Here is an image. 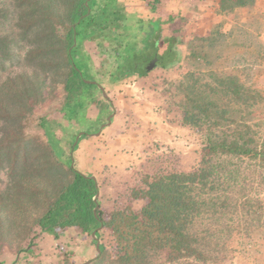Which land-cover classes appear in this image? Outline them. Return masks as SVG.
<instances>
[{
	"label": "trees",
	"instance_id": "obj_1",
	"mask_svg": "<svg viewBox=\"0 0 264 264\" xmlns=\"http://www.w3.org/2000/svg\"><path fill=\"white\" fill-rule=\"evenodd\" d=\"M16 1L0 6V74L7 62L13 69L21 60L30 71L0 77V172L8 171L11 192H45L32 178L71 179L57 185L52 202L34 220V240L11 264H36L37 256L38 262H55L57 256L58 264H77L71 249L78 237L90 240L95 262L101 261L105 228L114 237L118 264H158L162 253L165 264L219 262V239L231 232L227 221L233 207L238 211L244 204L225 183L234 180L239 159L258 163L264 173V142L249 111L264 100L261 91L235 74L188 71L179 82L177 107L185 125L202 131L201 167L148 173L137 196L146 200L141 210L125 207L109 218L100 198L95 200L99 181L81 172L75 157L114 113L116 89L183 61L179 31L164 32L175 18L152 16L162 0H143V12L126 0H67L65 6L61 0ZM255 2L220 0V10L230 13ZM189 53L188 58L206 59L194 49ZM155 58L156 66L148 70ZM58 86L63 101L40 112Z\"/></svg>",
	"mask_w": 264,
	"mask_h": 264
},
{
	"label": "rangeland",
	"instance_id": "obj_2",
	"mask_svg": "<svg viewBox=\"0 0 264 264\" xmlns=\"http://www.w3.org/2000/svg\"><path fill=\"white\" fill-rule=\"evenodd\" d=\"M14 1L0 0V6H8ZM66 3L67 0H61L63 6ZM189 24V21L182 20L165 27L169 31L174 29L180 32L183 61L171 69L157 68L153 75L154 85L162 92L161 98L165 102L169 119L177 122L181 130L179 129L173 142L157 138L141 140L130 149L131 157L127 164L121 167L105 166L99 177V198L109 218L113 211L125 207L138 212L141 210L146 200L137 196L144 187L148 173L194 172L201 167L204 155L202 131L195 126L185 125L177 107L182 98L179 82L188 71H194L198 75L206 70L235 74L243 84L261 91L264 98V0H256L251 6L230 12L213 24L210 30L208 28L209 31L203 36L195 34ZM209 25L208 23V27ZM193 49L205 54L206 59L193 56L188 58ZM21 54L24 55V50ZM10 65L11 63H6V70L0 74L1 79L9 72L30 71L22 60L18 68L12 69ZM63 97V88L58 86L57 91L49 95L39 111H49L61 103ZM249 111L256 124L255 130L259 132L261 142H264V100ZM34 119L33 117L31 122ZM32 132H35L33 127ZM237 162L239 170L234 180L230 178L225 184L227 192L244 204L238 211L233 207L234 213L229 216L232 219L227 221L232 227L231 232L219 239L221 246L217 252L222 259L208 263L193 261V264H264V173L256 162L240 159ZM75 165L77 167L78 163ZM70 179L69 175L32 178L30 182H41L37 184V189L45 192H11L13 181L8 171L5 169L0 172V261L11 264L20 250L34 240L33 233L31 234L34 220L52 202L57 185ZM207 223L211 225L212 222L208 220ZM78 239L71 249L77 264H86L88 260L90 262L87 264H118L110 229L105 228L103 233L102 239L107 250L104 258L98 262H95L97 256L90 240L83 237ZM40 255L43 254L39 253ZM37 257L34 262L36 264H58L57 256L55 262L49 263L43 260L38 262ZM165 258L166 254L162 253L155 260L158 264H165ZM180 262L185 263L187 260H181L178 264Z\"/></svg>",
	"mask_w": 264,
	"mask_h": 264
},
{
	"label": "crops",
	"instance_id": "obj_3",
	"mask_svg": "<svg viewBox=\"0 0 264 264\" xmlns=\"http://www.w3.org/2000/svg\"><path fill=\"white\" fill-rule=\"evenodd\" d=\"M126 1L136 5L139 12L144 11L143 0ZM158 6L157 11L152 14L154 18L167 20L169 16H173L177 23L189 21V26L192 25L195 34L200 36L206 35L213 24L229 14L220 10V0H162ZM240 8L246 7L237 9ZM173 31L174 29L164 30L166 35H171ZM156 71L154 69L148 75L121 88L122 90L114 91L112 101L115 111L111 125L96 135V140H84L79 154H76L74 163H78L81 172L92 174L99 181L105 166L121 167L127 164L131 157L130 149L137 142L154 138L164 142L176 140V134L181 128L177 122L169 119L165 102L161 98L162 92L154 85L153 75Z\"/></svg>",
	"mask_w": 264,
	"mask_h": 264
},
{
	"label": "water",
	"instance_id": "obj_4",
	"mask_svg": "<svg viewBox=\"0 0 264 264\" xmlns=\"http://www.w3.org/2000/svg\"><path fill=\"white\" fill-rule=\"evenodd\" d=\"M156 63H157V59L155 58V59L149 64V66H148L147 69H148V70H152V69L156 66ZM101 88H102V90H103L104 96H105L106 98H108V95H107V93L105 92L104 88H103L102 86H101ZM113 115H114V114L112 113V114L108 117L107 122L104 123V124L101 126L100 131H99L98 133H96V135H99V134L101 133V131L111 123ZM78 138H79V137H78ZM78 138H77V139H78ZM91 177L95 179L94 176H91ZM98 197H99V194H97V195L95 196V200H96V201H97ZM98 208H99V205L96 206V208H95V213H97ZM93 236L96 237L95 232L93 233ZM96 248H97V251L100 253V252H101V249H100V243H97V247H96ZM89 262H90V260H88V261L86 262V264L89 263Z\"/></svg>",
	"mask_w": 264,
	"mask_h": 264
}]
</instances>
